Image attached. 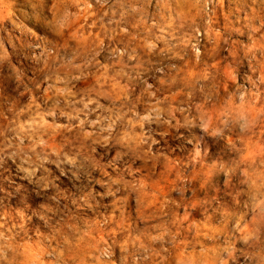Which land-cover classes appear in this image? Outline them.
I'll return each mask as SVG.
<instances>
[{
	"label": "clouds",
	"instance_id": "clouds-1",
	"mask_svg": "<svg viewBox=\"0 0 264 264\" xmlns=\"http://www.w3.org/2000/svg\"><path fill=\"white\" fill-rule=\"evenodd\" d=\"M0 264H264V0H0Z\"/></svg>",
	"mask_w": 264,
	"mask_h": 264
}]
</instances>
